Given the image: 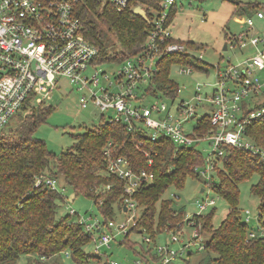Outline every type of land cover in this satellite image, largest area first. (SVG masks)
<instances>
[{
	"label": "trees",
	"instance_id": "16d2710c",
	"mask_svg": "<svg viewBox=\"0 0 264 264\" xmlns=\"http://www.w3.org/2000/svg\"><path fill=\"white\" fill-rule=\"evenodd\" d=\"M228 1L236 5V12H247L255 6L248 4L247 9L240 0ZM137 5L146 7L150 17L159 1L133 0L123 10L108 0H82L79 4L84 34L99 49V63H120L143 49L152 27L148 18L136 11ZM178 8V4L174 6L172 16ZM197 61L187 52L164 55L147 92L163 91L176 97L179 85L169 77L170 66L176 62L194 66ZM258 100V107L264 106V90ZM52 110L50 103H42L9 125L18 111L0 128V264H62L60 257L65 251L79 264H110L109 258L96 251L89 254L85 247L92 238L82 224L70 220L71 213L59 214L66 200L63 192L36 185L35 180L40 174L56 177L58 183L61 179L63 188L67 184L77 194L92 198L105 222L119 212H129L123 206L126 180L108 169L111 156L116 154L125 156L135 171L146 167L150 157L153 159L149 168L153 179L142 183L134 194L141 213L124 235L127 241L132 232L148 235L151 240L146 242L150 246L141 245L139 252L144 258L151 254L153 259L162 260L155 236L179 228L185 216L184 207L176 209L174 198L164 195L171 186L183 187L188 174L200 177L193 168L205 163L202 151L196 145H176L166 136L152 140L141 129L129 132L122 122L105 121L76 135L72 147L55 155L35 135L37 126L47 120ZM207 117L208 113L198 126L201 132L211 127ZM248 133L254 142L264 146V114L248 123ZM107 147L111 156L106 154ZM213 158L212 189L228 201L229 210L217 225L213 224L215 204L209 211L194 213L188 219L195 220L201 233L203 247L197 250L201 252L198 264H264V228L251 227L239 207L240 182L257 174L251 192L259 198V219L264 223V162L238 147H227L225 155ZM190 247L188 253L193 254Z\"/></svg>",
	"mask_w": 264,
	"mask_h": 264
},
{
	"label": "built area",
	"instance_id": "2783aa9c",
	"mask_svg": "<svg viewBox=\"0 0 264 264\" xmlns=\"http://www.w3.org/2000/svg\"><path fill=\"white\" fill-rule=\"evenodd\" d=\"M81 1L0 0V128L21 110L25 102L49 103L54 90L61 87L62 79H67L72 88L82 92L78 102L81 108L92 104L101 110L103 116L106 111L114 110V115H105L107 119L104 118L103 123L122 122L129 132L141 129L152 140L166 136L179 146H198L208 141L212 150L205 163L193 168L207 185V189L203 188L206 198L199 203V213L204 212L216 203L213 197L208 198L214 182L213 157L225 155L227 147H238L258 155L264 162V146L254 142L248 133V123L264 114V106L258 107L261 103L258 98L264 90V79L260 75L264 72V36L250 35L255 21L252 17L244 19L249 31L235 36L231 40L232 46L235 45L233 42L240 47L250 43L255 52L236 64L229 63L223 69L218 66L217 81L208 97L212 109L207 119L211 127L206 132L198 130L203 119L201 116L196 120L194 129L190 130L186 125L197 115L196 105L202 101L200 92H196L199 102L194 105L184 99L179 102L177 110L185 113L184 119L175 116L162 98L145 105L144 94L139 93L142 87L148 93L147 87L158 72L161 57L169 53H188L186 44L172 34V10L178 1L158 0L159 7L151 9L150 17L144 9L152 27L146 43L139 53L119 63L113 72L114 80L110 79L106 69H97L98 65H102L98 62L99 49L84 34L78 13ZM108 1L119 10L133 3V0ZM256 15L263 19L264 11L259 10ZM203 57L202 51L197 60L202 61ZM111 63L114 62L107 64ZM192 69V66L184 65L180 71L189 74ZM106 154L111 156L108 147ZM152 165L150 157L146 167L135 171L127 158L119 154L111 156L108 162L109 171L126 180L123 206L127 207L129 215L125 220L111 218L102 222L95 218L88 221L75 208L69 209L72 215L81 216L79 223L94 240L96 251L102 246H109L117 235L126 233L136 224L138 203L134 194L142 183L153 179L154 173L149 170ZM35 181L36 185L59 189L56 177L40 174ZM174 196L178 197V194ZM190 217L182 220L179 228L169 230L170 241H180L179 235L185 222L195 227L193 236L178 251L170 248L169 244L158 245L157 249L162 254L161 264H170L184 249L196 241L200 243L199 226H195L194 219L188 221ZM92 218L90 215L89 219ZM246 218L250 220V215ZM145 239L151 240L148 235ZM65 253L69 255L68 251ZM110 264L120 263L110 260Z\"/></svg>",
	"mask_w": 264,
	"mask_h": 264
},
{
	"label": "rangeland",
	"instance_id": "374dc122",
	"mask_svg": "<svg viewBox=\"0 0 264 264\" xmlns=\"http://www.w3.org/2000/svg\"><path fill=\"white\" fill-rule=\"evenodd\" d=\"M178 11L172 19L171 28L173 36L180 41H186L188 53L193 57H197L202 51L204 57L202 61H197L189 74L181 72L183 64L173 63L170 66L169 77L176 82L181 91L177 92L176 97L162 93L148 94L142 89L140 94H144L145 105L156 102L162 98L171 108L175 116L185 118V113L177 110V106L181 99L190 102L192 105L199 102L197 100L196 92L202 94V101L196 105L197 115L194 119L187 122L186 128L193 130L196 120L209 113L212 109L208 97L211 96L215 83L217 81L218 66L223 69L229 63L236 64L241 59L255 52V48L249 43L245 47H240L236 42L232 46L230 38L238 36L244 31H249L244 19L252 17L255 21V27L249 31L250 35L264 36V18L259 19L256 15L257 11H264V0H240L241 6L248 9V4L255 6L249 7L247 12H236V5L228 0H177ZM141 7L137 5V8ZM136 8V9H137ZM142 9H145L141 7ZM189 42H194L190 45ZM228 42V47L224 49L225 43ZM149 62V61H148ZM197 64V65H196ZM119 67V63L114 62L111 64L98 65L97 69H106L109 73L110 79L114 80L113 72ZM260 75L264 79V72ZM61 87L54 90L52 98L48 101L53 106L52 112L49 114L46 121L40 123L36 130L35 135L41 138L48 146L49 150L59 155L63 150L70 148L75 143V136L83 133L88 127L99 125L103 122L105 115H114V110L105 112V117L101 114V110L96 106L90 104L87 108L79 106V96L82 92L72 88L67 79H62ZM200 87V89H199ZM173 98H175L173 100ZM48 103V102H44ZM40 104L32 101L27 102L17 115L12 119L9 125L15 124L20 117H24L32 111V107L39 106ZM198 148L202 151L205 157L211 152L212 147L208 141H203L198 144ZM258 180V175L254 174L250 179H245L239 184L240 187V200L239 207L241 210L242 218L250 215V226L253 228H264V223L259 219L258 203L259 198L251 192V185ZM216 181L217 178H216ZM60 183V184H59ZM58 188L66 196V200L62 202V207L59 210L60 215H65L69 212L71 207L80 212L81 215L86 217L88 221H93L95 218L102 219L101 212L97 203L92 199L85 197L82 194H77L75 190L66 184L65 188L61 186L64 182L60 179ZM202 188L207 189L206 183L201 177L188 174L185 179L183 187L171 186L165 193V197L174 198V206L176 209L184 207V219L190 217L194 213H199V203L206 198V192ZM178 194V197L174 196ZM214 198L216 203L214 205L213 224L217 225L222 221L224 216L229 210L228 201L213 190L208 195V198ZM213 206L208 207L209 211ZM249 211V213L247 212ZM141 210L138 209L136 214H140ZM92 215L93 218L89 219ZM129 213L119 212L115 217L117 220H125ZM80 215L75 214L70 217L71 221L79 222ZM194 226L185 222L181 228L179 235L180 241L171 242L170 231L159 232L155 238L158 245H167L170 248L178 251L183 248V244L188 242L189 238L193 236ZM264 232V230H263ZM125 233L117 235L109 246H102L99 251L95 250V243L92 239L87 245L86 250L89 254H96L94 251L100 253L103 257L109 260H116L120 264H161V260L152 258L151 254H147L144 258L139 252L141 245L147 247L145 235L132 232L127 237ZM134 242V244H133ZM136 242V243H135ZM151 245L152 244L151 242ZM199 241H196L190 249L193 254H189V249H184L181 255L175 257L170 264H198L201 252L197 250L200 248ZM150 246V245H149ZM154 249V248H153ZM155 254V250L153 252ZM23 259V258H22ZM62 264H79L75 262L65 252L60 257ZM187 261V262H186ZM98 262L97 264H101Z\"/></svg>",
	"mask_w": 264,
	"mask_h": 264
},
{
	"label": "water",
	"instance_id": "95a60500",
	"mask_svg": "<svg viewBox=\"0 0 264 264\" xmlns=\"http://www.w3.org/2000/svg\"><path fill=\"white\" fill-rule=\"evenodd\" d=\"M136 11H138L142 15L146 16V11L144 9H142L141 7L137 8ZM227 47H228V42L225 43L224 49H226ZM201 190L203 191L204 189L202 188ZM124 208H125V210L127 209L126 206Z\"/></svg>",
	"mask_w": 264,
	"mask_h": 264
},
{
	"label": "crops",
	"instance_id": "0c3cea01",
	"mask_svg": "<svg viewBox=\"0 0 264 264\" xmlns=\"http://www.w3.org/2000/svg\"><path fill=\"white\" fill-rule=\"evenodd\" d=\"M225 217V216H224Z\"/></svg>",
	"mask_w": 264,
	"mask_h": 264
}]
</instances>
